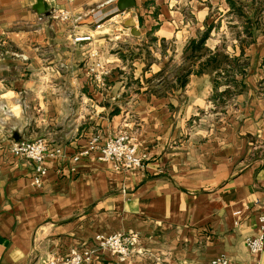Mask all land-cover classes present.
Instances as JSON below:
<instances>
[{
    "label": "crops",
    "instance_id": "0c3cea01",
    "mask_svg": "<svg viewBox=\"0 0 264 264\" xmlns=\"http://www.w3.org/2000/svg\"><path fill=\"white\" fill-rule=\"evenodd\" d=\"M44 2L49 10L38 13L37 0H0V264H36L116 233L139 235L125 264H211L219 257L264 264V249L254 255L246 244L261 232L264 213V92L257 84L264 77L254 80L252 94L241 93L246 78L237 72L233 87L226 78L216 86L215 74L192 73L183 89L152 91L167 72L172 79L189 41L206 32L212 51L226 50L224 38L214 42L226 30L237 41L232 56L264 51V29L254 22L260 0H136L125 11L118 0ZM62 10L72 20L48 18ZM130 19L141 39L162 43L161 59L144 60L148 46L138 52L125 44L134 39ZM248 33L256 38L244 43ZM170 39L182 60L172 68L164 60ZM93 63L103 69L104 91L89 76ZM125 68H140L135 83L146 79V89L132 94ZM234 86L230 108L224 100ZM119 130L147 156L144 167L116 171L98 152L74 160L93 137L105 141ZM40 136L63 154L46 159L37 187L33 165L10 146ZM95 256L94 264H120L110 253Z\"/></svg>",
    "mask_w": 264,
    "mask_h": 264
},
{
    "label": "built area",
    "instance_id": "2783aa9c",
    "mask_svg": "<svg viewBox=\"0 0 264 264\" xmlns=\"http://www.w3.org/2000/svg\"><path fill=\"white\" fill-rule=\"evenodd\" d=\"M51 20L70 21L72 14L69 10L54 11L48 15ZM87 39V38H86ZM10 152L18 159H23L33 165V184L42 187L47 176L48 168L45 161L48 158H59L63 150L59 146L53 147L46 137L34 139H22L11 143ZM91 152H98L99 159L111 163L116 171H129L144 167L146 155L138 153V147L132 135L127 132H118L116 135L103 141L99 136L93 137L88 148L80 150L74 160ZM261 232L246 240L250 252L260 254L264 249V213L260 215ZM139 241V235L135 233L113 234L110 236L98 235L95 238V247L92 250L74 252L68 256H93L100 248L107 249L118 256H132ZM96 248V250H95ZM211 264H233L226 257H219Z\"/></svg>",
    "mask_w": 264,
    "mask_h": 264
},
{
    "label": "rangeland",
    "instance_id": "374dc122",
    "mask_svg": "<svg viewBox=\"0 0 264 264\" xmlns=\"http://www.w3.org/2000/svg\"><path fill=\"white\" fill-rule=\"evenodd\" d=\"M242 2L245 3V1H242ZM244 5H247V4H244ZM255 5H257V4H255ZM255 9H257L256 11L258 12L259 16H258V20L254 19V22L256 25H258L260 23L259 26L263 30L264 29V0H260L259 5H257ZM247 11H248V9H247ZM222 13L223 12H220V14H222ZM249 14H252V11L250 12V10H249ZM227 20H230L227 18V14H223V21H224L223 24L224 25H227V23H226ZM247 22L248 21H245V25L248 28L251 26L252 22L249 24V22H250L249 21L248 25H247ZM225 30L226 29L224 27V31ZM232 33H231V30H229L228 32L226 30V33L215 36L214 42H217V41L220 42L222 40V38H224L223 40L225 42L223 43V41H222V43L225 44V49H226L224 51V53L226 55L231 56V57H239L240 58L239 59V64H240L239 66L240 67L237 66V67H235L234 70H235V72L238 73L237 78H239V80L241 79V77L246 78L245 79V85L243 87L244 89L241 88L242 89L241 93L252 94L253 93L252 91H254L253 86L255 85V83H257V81H254V80H257L260 76L264 77V51H255V50H248L247 51V50H245L244 53L242 54V52H241L239 56H232V54H233L232 45L237 42L234 34H232ZM262 38H264V37L262 36ZM251 40H252V37L249 36L248 34L243 36L244 43H249V42H251ZM121 41H123V39ZM263 41H264V39H263ZM144 42H146V43H144ZM128 43L136 45L137 48L140 46V44H143V47H142L143 49L148 46L149 53L148 52H144V53L142 52L141 53L142 55H139L140 58H143L144 60H146V58H148V60H150V58H149L150 56H151V59H153V61L155 60V58L157 59L158 57H160L159 53L156 50V48H160L157 46V44L159 45V43H161L159 41L153 42V40L151 38L144 41V39H141L140 36H134V39H132V40L128 39L127 43H125V44L127 45ZM166 48L167 49H166V54H165L164 60H165V62L169 61L170 62L169 68H172V66L177 65V63L181 62L182 60H180V55L178 54V52L174 51V50H176V44L173 43L171 39L169 41H167ZM126 50L128 51V49H126ZM139 51L141 52L140 48H138V52ZM128 55H129V53H128ZM161 58L162 57H160V59ZM96 64L97 63H95V64L93 63L90 65L91 68L96 67L97 69L96 68L94 70L90 69V71H89L90 75L89 76L93 79L92 81L95 82L94 85L100 86L99 89L104 91V89H107L108 83L104 82L100 77H98L100 75L99 72L102 71L103 69L100 66L98 67V65L96 66ZM124 70L127 72L128 75H130V74L132 75V78L131 79L129 78V80H128L131 84L130 86H131L132 94H137L138 92H136V91H138L140 89H142V90L146 89V86H147L146 81H145L146 79H143V82H144L143 86H138L135 83V81H136L135 77H137V78L140 77V75H139L140 74V68L136 72L132 71L130 68H129V70H128V68H125ZM156 71H157V67H155L153 69V72H156ZM256 71H257V73L255 75L254 72H256ZM235 72H232V73L230 72L229 75H226L225 72H223V74L218 76L217 79L220 82L221 80L226 78L227 80L226 79L225 80L228 82L229 86L233 87V84H234V82L236 80V76H237L236 75L237 73L235 74ZM167 73H169L168 76L171 80L172 73L171 72H167ZM258 73H259V75H258ZM128 75H123V78L126 76L128 77ZM145 75L148 78L150 77L153 80L152 82H154L155 84L159 82L158 79L161 77V76H154L155 73L153 74L151 72H147V74H145ZM257 84H258L259 92L261 91L263 93L264 92V79L260 83H257ZM148 89L150 90V87ZM230 90H231V93H226L227 95H225L224 101L227 102L229 100L227 102L229 107L235 108L236 106L234 104L235 101L233 98H234L235 94H238L237 93L238 91L235 88V86H234V88H232ZM213 94H219V93L215 92ZM252 98H253V96L250 99H246V102H248V103L251 102ZM118 132H121V131L119 130ZM122 132H125V131H122ZM256 140H258V139L256 138ZM258 142H256V143L259 144ZM116 234H119V233H116ZM123 234H125V233H123ZM98 235L110 236V235H106V234H97L96 236H98ZM111 235H113V234H111ZM96 236L94 237V241H95ZM93 247H95V245L92 247H89V248L85 247L83 249L73 247L67 253L55 255V256H46L44 258H41L36 262V264H94V259L100 258L99 256H95V255H99L100 253H104V252L114 255L113 257H115L120 264H125L126 262L131 260V258L133 257V256H118V255L113 254L111 251L104 249V248H100V250H96V248H95L96 252L93 256H68L70 254L72 255L76 251L81 252L82 250H87V249L92 250ZM97 260H99V259H97Z\"/></svg>",
    "mask_w": 264,
    "mask_h": 264
},
{
    "label": "trees",
    "instance_id": "16d2710c",
    "mask_svg": "<svg viewBox=\"0 0 264 264\" xmlns=\"http://www.w3.org/2000/svg\"><path fill=\"white\" fill-rule=\"evenodd\" d=\"M252 37V41L255 40V35L248 33ZM209 37V33L206 32L196 39H191L187 44L184 55L183 63L174 68L173 77L165 78L159 84L152 88V91L156 94H165V89H183L188 83L189 76L192 73L197 75L209 73L215 74V84L218 85V76L225 72L229 75L231 72H235V67L239 66V57H231L226 55L223 51H212L206 47V41ZM244 51H242V54ZM240 67V66H239Z\"/></svg>",
    "mask_w": 264,
    "mask_h": 264
},
{
    "label": "water",
    "instance_id": "95a60500",
    "mask_svg": "<svg viewBox=\"0 0 264 264\" xmlns=\"http://www.w3.org/2000/svg\"><path fill=\"white\" fill-rule=\"evenodd\" d=\"M136 6V0H118V8L120 11L130 10L131 8ZM35 9L38 11V13H45L49 10L47 4H45L44 0H37V5ZM126 25L130 27L131 33L134 36H140L141 32L136 29L135 22L130 19Z\"/></svg>",
    "mask_w": 264,
    "mask_h": 264
}]
</instances>
